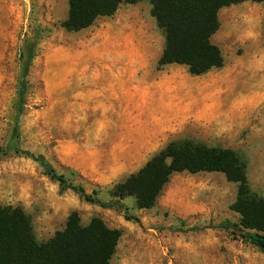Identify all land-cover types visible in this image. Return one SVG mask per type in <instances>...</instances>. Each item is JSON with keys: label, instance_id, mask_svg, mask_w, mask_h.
Listing matches in <instances>:
<instances>
[{"label": "rangeland", "instance_id": "obj_1", "mask_svg": "<svg viewBox=\"0 0 264 264\" xmlns=\"http://www.w3.org/2000/svg\"><path fill=\"white\" fill-rule=\"evenodd\" d=\"M67 11V0H0V147L18 133L20 149L44 156L102 201L170 141L227 147L264 114V2L219 10L211 39L224 64L201 75L158 65L164 36L146 0L121 3L75 32L61 25ZM33 43L16 119L23 50ZM242 158L258 185L255 157ZM251 190L264 197V182ZM236 193L223 173L180 172L152 208H137L133 196L123 207H101L61 189L24 154L0 156V204L20 206L37 241L61 230L72 211L82 225L99 217L120 231L109 264H264V254L237 232L214 228L239 222L229 208Z\"/></svg>", "mask_w": 264, "mask_h": 264}, {"label": "trees", "instance_id": "obj_2", "mask_svg": "<svg viewBox=\"0 0 264 264\" xmlns=\"http://www.w3.org/2000/svg\"><path fill=\"white\" fill-rule=\"evenodd\" d=\"M143 0H67L68 11L61 25L67 31H79L90 26L99 16H111L121 3ZM151 16L164 36L159 66L176 63L186 66L191 75H201L220 68L224 59L212 41L219 28L218 12L222 7L243 1L264 0H146ZM264 26V21H263ZM34 43L25 51L26 63L17 87L16 119L22 114L27 93V74L34 56ZM24 55V53H23ZM16 130V129H15ZM18 133L0 156L14 151L36 161L45 175L61 189L78 193L86 202L101 207L120 206L125 196H133L139 209L152 208L158 195L174 173L220 172L237 184V193L229 208L239 216V222L223 220L214 228L232 229L264 254V197L248 185L246 165L238 153L229 147L209 146L190 139L170 141L136 172L114 186L113 197L102 201L78 184H74L46 161L18 147ZM127 219L135 217L125 216ZM120 237L118 229L108 227L101 218L93 217L86 225L72 211L65 226L45 242L36 240L30 219L20 206L0 204V264H109Z\"/></svg>", "mask_w": 264, "mask_h": 264}, {"label": "crops", "instance_id": "obj_3", "mask_svg": "<svg viewBox=\"0 0 264 264\" xmlns=\"http://www.w3.org/2000/svg\"><path fill=\"white\" fill-rule=\"evenodd\" d=\"M254 121L255 126L251 127L243 138L227 147L235 150L241 159H243V155L255 157L254 166L256 167V171L260 172L258 177V185H260L264 182V173H262L264 169V114L257 117ZM244 163L246 164L249 187L257 188L258 185L253 183L250 176L248 163Z\"/></svg>", "mask_w": 264, "mask_h": 264}, {"label": "bare ground", "instance_id": "obj_4", "mask_svg": "<svg viewBox=\"0 0 264 264\" xmlns=\"http://www.w3.org/2000/svg\"><path fill=\"white\" fill-rule=\"evenodd\" d=\"M249 16H250V14H249ZM252 16H253V14H252ZM252 16H250V17H252ZM247 18H249V17H247Z\"/></svg>", "mask_w": 264, "mask_h": 264}]
</instances>
